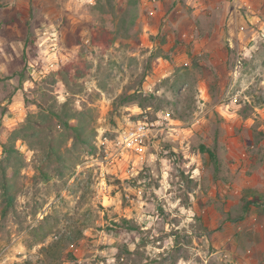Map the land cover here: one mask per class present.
<instances>
[{
    "label": "rangeland",
    "instance_id": "rangeland-1",
    "mask_svg": "<svg viewBox=\"0 0 264 264\" xmlns=\"http://www.w3.org/2000/svg\"><path fill=\"white\" fill-rule=\"evenodd\" d=\"M143 119L149 138L119 145ZM249 189L264 0H0V264H264Z\"/></svg>",
    "mask_w": 264,
    "mask_h": 264
},
{
    "label": "trees",
    "instance_id": "trees-1",
    "mask_svg": "<svg viewBox=\"0 0 264 264\" xmlns=\"http://www.w3.org/2000/svg\"><path fill=\"white\" fill-rule=\"evenodd\" d=\"M49 104H50L49 106H51V107H52V105L54 106V104H51V103H49ZM64 106H67V104H64ZM49 109L51 111H54V112L56 111L55 108H49ZM63 120H64L63 124L67 128L71 129L74 132L75 136H78V137L84 136V137H86L84 139V141L94 145L93 139L95 138L97 132L92 126L87 125V123H85L84 120H82L80 118H79L78 122H75V123L71 122V120H69V118H66ZM201 150H202V152H206L209 154L211 160L213 161V163L215 165V170L218 173L221 170V168H220L221 162L219 161V157H218L216 150L209 148L206 145H201ZM249 191H254V192H253L251 199L249 198V199L245 200V203H244L245 213H247L246 211L249 210L251 205H256L258 207H262L264 210V192H258V191L251 190V189H249ZM244 217H245L244 215H241L238 218L242 219ZM58 221H59L58 218L53 220L49 217H45L42 220H40V222L36 226H33L31 229L30 233H31V236L33 237L32 239L36 243H43L45 241V239L47 237H49V235L54 231L55 227L58 224ZM78 233H79L78 235L81 234L80 232H78ZM41 249L44 251H48L50 253L49 247L42 246ZM18 264H34V263L31 260H27L23 263H18Z\"/></svg>",
    "mask_w": 264,
    "mask_h": 264
},
{
    "label": "built area",
    "instance_id": "built-area-1",
    "mask_svg": "<svg viewBox=\"0 0 264 264\" xmlns=\"http://www.w3.org/2000/svg\"><path fill=\"white\" fill-rule=\"evenodd\" d=\"M151 130L152 127L147 119L138 120L134 126L128 127L123 131L117 143L124 147L137 146L149 138Z\"/></svg>",
    "mask_w": 264,
    "mask_h": 264
}]
</instances>
